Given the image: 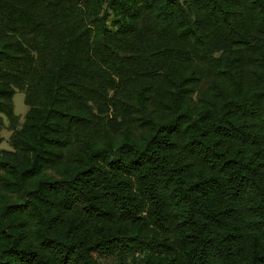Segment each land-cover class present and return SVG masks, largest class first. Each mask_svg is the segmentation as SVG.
I'll use <instances>...</instances> for the list:
<instances>
[{
  "label": "trees",
  "instance_id": "obj_1",
  "mask_svg": "<svg viewBox=\"0 0 264 264\" xmlns=\"http://www.w3.org/2000/svg\"><path fill=\"white\" fill-rule=\"evenodd\" d=\"M3 128L0 264H264V0H0Z\"/></svg>",
  "mask_w": 264,
  "mask_h": 264
},
{
  "label": "rangeland",
  "instance_id": "obj_2",
  "mask_svg": "<svg viewBox=\"0 0 264 264\" xmlns=\"http://www.w3.org/2000/svg\"><path fill=\"white\" fill-rule=\"evenodd\" d=\"M22 98L23 95L20 92H16L15 95L13 96L14 110L19 115L21 120L26 111V106L24 105ZM1 134L4 140L0 143V148H7L8 147L7 138L9 136V132L5 128H3Z\"/></svg>",
  "mask_w": 264,
  "mask_h": 264
}]
</instances>
